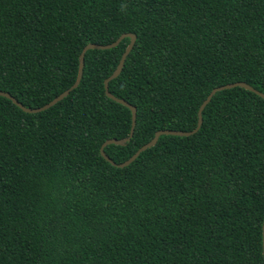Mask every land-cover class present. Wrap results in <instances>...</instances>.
<instances>
[{"label":"trees","instance_id":"1","mask_svg":"<svg viewBox=\"0 0 264 264\" xmlns=\"http://www.w3.org/2000/svg\"><path fill=\"white\" fill-rule=\"evenodd\" d=\"M126 7L122 10L121 5ZM0 264H264V0H0Z\"/></svg>","mask_w":264,"mask_h":264},{"label":"water","instance_id":"2","mask_svg":"<svg viewBox=\"0 0 264 264\" xmlns=\"http://www.w3.org/2000/svg\"><path fill=\"white\" fill-rule=\"evenodd\" d=\"M123 38H129V42H128L124 52L120 56V59H119V62H118V65H117L116 69L112 72V74L108 78H106L104 80L103 87H104V94H105V96L107 98H109L110 100H112V101H114V102L126 107L129 110V112H130V129H129L128 138H130L131 135H132V132H133L134 124H135V108L133 106L127 104L123 100L116 99L112 95H110L108 93V91H107V82L112 80V79H114L116 76H118V74H119V72H120V70L122 68L123 61H124L126 55L129 53V51L133 47L135 37L133 35H131V34H122L114 42H112L110 44H107V45H97V44H88V45H86L82 49L80 54H79V63H78L77 75H76V78H75L73 84L67 90L63 91L62 93H60L55 98H53L52 100H50L48 103H46L45 105H43L41 107H38V108H24V107H22V105L17 103L14 99H12L8 94L0 92V96L9 99L12 102V104H15L19 109H21L25 113L34 114V113H38V112L44 111V110L48 109L49 107L53 106L55 103H57L60 100H62L68 94L69 91H71L72 89L77 87V85L79 83V80H80V77H81V71H82V65H83V54L87 50H89V49L108 50V49L114 48L118 44V42L121 39H123ZM234 87H242V88H244V89H246L248 91L254 92L260 98L264 99V95L263 94H260V93H258L256 91L252 90L249 86H247V85H245L243 83H232V84H226V85H223V86H219V87L213 88L210 91V93L205 97V99L202 101L200 106L198 107V110H197V115H198L197 125H196V127L193 130H191L189 132H180V131H171V130H160V131H157V132L154 133L153 137L147 143H145L142 146H140L127 160H125L124 162H121L119 164L113 163L104 154L103 148L106 145H110V144L119 145L120 141H116L114 139H107L101 144V146L99 148L100 156L105 161H107L111 166H114L116 168H123V167L128 166L131 162H133L136 159V157L139 155V153L145 151L146 149L151 148L156 143L158 137L161 136V135L187 137V136H190V135L194 134L197 131V129L199 128L200 123H201V111L204 108V106L209 102V100L212 97V95H214L218 91L228 90V89H231V88H234ZM262 248H263L262 249V255L264 257V225L262 226Z\"/></svg>","mask_w":264,"mask_h":264},{"label":"clouds","instance_id":"3","mask_svg":"<svg viewBox=\"0 0 264 264\" xmlns=\"http://www.w3.org/2000/svg\"><path fill=\"white\" fill-rule=\"evenodd\" d=\"M125 7H126L125 5H123V4L121 5V9H122V10H123Z\"/></svg>","mask_w":264,"mask_h":264}]
</instances>
